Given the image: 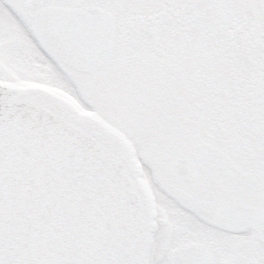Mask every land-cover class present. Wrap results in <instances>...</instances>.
Returning a JSON list of instances; mask_svg holds the SVG:
<instances>
[{"label":"snow or ice","instance_id":"snow-or-ice-1","mask_svg":"<svg viewBox=\"0 0 264 264\" xmlns=\"http://www.w3.org/2000/svg\"><path fill=\"white\" fill-rule=\"evenodd\" d=\"M0 264H264V0H0Z\"/></svg>","mask_w":264,"mask_h":264},{"label":"rangeland","instance_id":"rangeland-1","mask_svg":"<svg viewBox=\"0 0 264 264\" xmlns=\"http://www.w3.org/2000/svg\"><path fill=\"white\" fill-rule=\"evenodd\" d=\"M21 85H23V82H21Z\"/></svg>","mask_w":264,"mask_h":264}]
</instances>
